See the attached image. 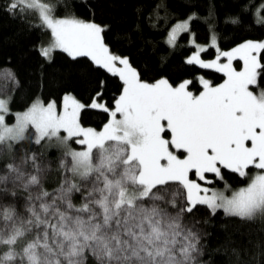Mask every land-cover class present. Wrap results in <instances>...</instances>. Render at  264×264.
Returning <instances> with one entry per match:
<instances>
[{"label":"snow or ice","instance_id":"1","mask_svg":"<svg viewBox=\"0 0 264 264\" xmlns=\"http://www.w3.org/2000/svg\"><path fill=\"white\" fill-rule=\"evenodd\" d=\"M8 8L35 12L39 26L50 31L51 42L39 49L45 60L54 50L73 60L86 57L118 77L122 91L112 106L103 102L102 90L88 105L71 94L60 103L37 98L14 114L12 124L6 122L13 115L10 98H0V145L11 149L30 129L38 145L55 138L70 157L61 167L79 179L66 175L58 189L45 190L44 168L34 152L0 170V199L7 198L10 184L29 192L27 215L0 203V248L6 249L0 264H83L85 251L98 264H190L198 237L183 225L184 213L197 205L242 219L264 213V89L254 92L264 68V42L220 51L212 35L207 47L217 55L210 62L201 58L207 47L196 44L185 63L224 77L216 86L201 77L197 95L189 90V80L178 85L167 78L143 81L127 57L110 51L105 26L74 16L57 18L44 0H10ZM193 18L172 27L170 46L189 31ZM221 57L227 62L221 63ZM234 60L243 61L241 70L233 67ZM0 77L14 79L10 69L0 70ZM85 108L109 115L102 130L81 126ZM73 139L81 150L68 146ZM251 168L257 171L248 177ZM224 170L249 182L238 190L225 184L229 194L211 188L214 180H223ZM74 193L81 195L79 205L73 203ZM165 205L178 208L175 215Z\"/></svg>","mask_w":264,"mask_h":264},{"label":"trees","instance_id":"2","mask_svg":"<svg viewBox=\"0 0 264 264\" xmlns=\"http://www.w3.org/2000/svg\"><path fill=\"white\" fill-rule=\"evenodd\" d=\"M10 0H0V70L10 69L14 79L1 81L4 96L10 98L9 109L14 113L26 110L39 98L44 103L62 101L65 94H71L88 105L98 91H103V102L109 106L122 91V82L105 70L97 68L86 57L73 60L66 53L54 50L50 60L39 54V47L46 43L50 32L39 26L35 12L28 9L9 10ZM53 9L57 18L74 16L105 26V43L113 54L127 57L137 69L143 81L152 83L167 78L173 85L184 80L192 81L189 90L194 94L202 91L200 78L216 86L223 82V74L214 69L188 65L186 58L197 44H210L215 35L220 51L230 49L244 41L264 39V0H44ZM189 21V31L177 37L170 46L168 33L178 22ZM215 48L207 47L202 58H213ZM264 65V52L261 53ZM236 68L240 61L234 60ZM259 87L264 89V68L259 70ZM101 82L103 86L101 88ZM109 120L101 110L85 108L81 112V126L100 130ZM32 129L25 138L9 149L7 143L0 145V170L8 163H20L21 159L33 152L44 168L41 183L49 192L58 189L67 175L61 161L68 162L66 149L53 139H45L38 145ZM72 147H78L74 139ZM173 151H175L173 149ZM252 169V168H251ZM249 169V171L251 170ZM28 171H32L31 164ZM195 178V177H192ZM209 179H213L209 175ZM248 177L223 171V180H214L210 185L223 188L227 184L234 190L246 185ZM177 185H171L175 190ZM6 199L0 203L12 204L23 214L27 204L28 191L22 187L8 186ZM34 191V189H32ZM15 192V195L12 193ZM170 198V197H169ZM73 203L79 205L80 193H74ZM183 201L180 200L179 205ZM175 215L177 209L165 205ZM182 223L198 237L196 251L191 254L190 264H264V214L252 218L226 215L222 210L212 213L205 205H197L192 213H184ZM6 249L0 248V255ZM83 264H98L90 251L83 254Z\"/></svg>","mask_w":264,"mask_h":264},{"label":"rangeland","instance_id":"3","mask_svg":"<svg viewBox=\"0 0 264 264\" xmlns=\"http://www.w3.org/2000/svg\"><path fill=\"white\" fill-rule=\"evenodd\" d=\"M50 32V31H49ZM192 41V40H191ZM51 42V35L49 36V38H48V40L46 41V43L45 44H43V46H47L49 43ZM245 42H247V41H244V42H242V43H240V44H243V43H245ZM253 42H264V39L263 40H256V41H253ZM193 44V43H192ZM197 43H195L194 45H196ZM240 44H238V45H236V46H234V47H232V48H230V49H227V50H224V51H231L233 48H235V47H238ZM198 45H202V44H198ZM42 45H40V47H41ZM202 46H205V45H202ZM40 47H39V49H40ZM195 51V50H194ZM192 55V54H191ZM217 55V54H216ZM190 56V55H189ZM188 56V57H189ZM215 57L216 56H214L213 58H209V59H206V58H202L203 60H205V61H211V60H213V59H215ZM240 61V60H239ZM221 63H226L227 62V58H225V57H221V61H220ZM233 67L234 68H236V65H235V63H234V61H233ZM243 68V61H240V66H239V68H236L238 71L239 70H241ZM1 81H3V82H6V81H8V78H5V77H0V83H1ZM214 86V85H213ZM4 90H6V89H4ZM4 90L1 88V85H0V98H5V99H8V97L7 96H4L3 94L5 93L4 92ZM250 90H253L251 87H250ZM256 94H258L260 91H254ZM198 95V94H197ZM35 101V100H34ZM33 101V102H34ZM32 102V103H33ZM62 102V101H61ZM45 104H47V103H45ZM31 106V105H30ZM29 106V107H30ZM27 110V109H26ZM25 111V110H24ZM18 112H23V111H18ZM17 113V112H16ZM15 114V113H14ZM110 118V117H109ZM7 122V121H6ZM8 124H12V123H14V120L12 121V122H7ZM103 128V127H102ZM102 128L100 129V130H102ZM34 131V130H33ZM97 131H99V130H97ZM63 135H65L63 132H61V136H63ZM34 137H35V135H34ZM53 140L56 142V143H59V144H61L60 142H59V140H57V139H55V138H53ZM70 142V141H69ZM68 142V146L69 147H71L72 149H74V150H81V148H82V146L81 145H78V147H72L71 145H70V143ZM62 145V144H61ZM62 146H64V145H62ZM64 148H65V146H64ZM66 149V148H65ZM66 151H67V149H66ZM257 170L256 169H254V168H252L250 171H249V174H248V177H251L252 175H254L255 174V172H256ZM244 186H246V185H244ZM211 188H213V189H216V190H221V191H225L226 192V194H229V192H228V189H225V187H223V188H216V187H212V186H210ZM243 187V186H242ZM240 188V187H239ZM239 188H237V189H234V190H238ZM232 190V189H231ZM217 210H222L223 211V209H217ZM224 212V211H223ZM260 214H264V213H257L256 215H254V216H257V215H260Z\"/></svg>","mask_w":264,"mask_h":264}]
</instances>
